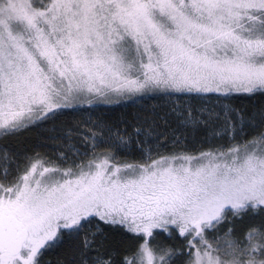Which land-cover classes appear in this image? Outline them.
Masks as SVG:
<instances>
[{
	"label": "snow or ice",
	"instance_id": "6c2138e0",
	"mask_svg": "<svg viewBox=\"0 0 264 264\" xmlns=\"http://www.w3.org/2000/svg\"><path fill=\"white\" fill-rule=\"evenodd\" d=\"M209 93L264 95V0H0V140L85 100ZM223 111L235 135L207 148L180 147L174 133L169 148L158 126L218 115L173 104L134 117L139 159L120 160L113 150L131 140L102 126L84 151L25 155L15 174L0 151V264H51L66 238L72 264H264V113L243 139L244 118ZM245 218L259 223L238 233Z\"/></svg>",
	"mask_w": 264,
	"mask_h": 264
},
{
	"label": "trees",
	"instance_id": "16d2710c",
	"mask_svg": "<svg viewBox=\"0 0 264 264\" xmlns=\"http://www.w3.org/2000/svg\"><path fill=\"white\" fill-rule=\"evenodd\" d=\"M208 96L213 100V104L206 109H214L215 113L218 114H214L209 122L200 124L194 129L191 125L187 127L181 126L175 118H172L170 125L158 126V132L167 134L169 148L172 147L170 142L173 133L184 140V144L180 145V147L187 149H196L201 146L207 148L208 140H212L217 144L227 142L229 135H235V133L225 135L223 131L226 123L223 111L224 105L230 106L244 118L245 134L242 137L243 139L250 138L259 130L255 127H249L248 122L251 121L253 125L259 124L261 114L264 113V95L238 93L233 94L231 100L225 99L222 102H218L213 98L219 96V94L210 93ZM175 98L177 97L144 96L135 100H129L126 97H117V99L107 101L95 100V104L65 110L64 114L59 115L57 119L49 120L42 127L33 128L18 136L0 140V151L6 150L12 157L10 169L15 174L17 164L21 167L24 166L25 155L31 156L33 153H40L42 156L54 159L63 151L71 157V153L68 151L69 145H73L79 151H84V134L89 130L99 132L101 127L98 126H102L104 130L113 129L114 131L110 133L113 137L118 131L121 135L127 133L126 139L131 140L127 146L113 150L120 160L139 159L141 145L135 142L136 138L133 135V125L136 124L134 117H136L138 112L145 110L163 112L171 105L177 104ZM190 104L196 109L204 106L200 101L190 100ZM186 105L187 103L180 106ZM207 117L208 113L205 111L200 118L206 119ZM229 117L233 118L232 122L238 125L239 122L235 119V113L230 112ZM237 139H241V137L237 136ZM142 146L150 148L152 142L149 141L148 144ZM255 223H259V221L245 218L242 223H236L235 230L239 233L247 226ZM101 226L105 227L106 231L111 232L110 226L103 224ZM92 229L95 230V225L92 226ZM220 235H223V232ZM121 238L124 240L125 248L133 243L132 234H127ZM159 240L161 243L175 245L176 247H181L185 242L179 236L175 239H168L164 234L161 235ZM73 247V241L66 238L60 246L51 250L44 259L46 262L50 261L51 264H58V262L60 264H72ZM176 264H180L179 260Z\"/></svg>",
	"mask_w": 264,
	"mask_h": 264
},
{
	"label": "rangeland",
	"instance_id": "374dc122",
	"mask_svg": "<svg viewBox=\"0 0 264 264\" xmlns=\"http://www.w3.org/2000/svg\"><path fill=\"white\" fill-rule=\"evenodd\" d=\"M210 94V93H209ZM209 94H205L207 97H208V99H206V100H203V101H200V102H202V104L204 105H202L203 107V109H206L207 107H209L211 104H213L212 103V99L208 96ZM113 99H117V97H112L110 100H113ZM96 99H93L92 100V102L91 103H89L87 100H85V101H82L80 104H79V106H85V105H88V104H95V101ZM116 101V100H115ZM175 102L177 103V105H184V104H190V100H187V99H185V100H179V98L177 97V98H175Z\"/></svg>",
	"mask_w": 264,
	"mask_h": 264
}]
</instances>
